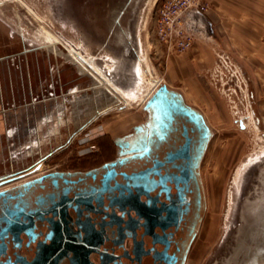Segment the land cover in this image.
Masks as SVG:
<instances>
[{
  "label": "rangeland",
  "instance_id": "374dc122",
  "mask_svg": "<svg viewBox=\"0 0 264 264\" xmlns=\"http://www.w3.org/2000/svg\"><path fill=\"white\" fill-rule=\"evenodd\" d=\"M117 1L0 0V24L12 35L5 51L34 50L40 59L50 55L56 65L52 87L41 93L47 95L49 121L39 124L38 148L31 143L11 158L1 142L0 175L58 145L64 147L45 160L43 169L85 164L91 157L79 152L101 139L85 140L93 131L107 132L102 148L108 154L114 149L110 137L142 122L145 102L166 84L199 109L213 131L203 170L208 211L197 240L204 237L188 259V264H211L228 232L237 228L240 201L264 159V0H202L208 8L206 32L181 51L169 49L156 33L158 12L167 0H132L119 18L111 12ZM72 55L85 61L102 86L94 88L98 81ZM105 84L116 87L119 101ZM94 112L96 119L66 144Z\"/></svg>",
  "mask_w": 264,
  "mask_h": 264
},
{
  "label": "flooded vegetation",
  "instance_id": "af4514ba",
  "mask_svg": "<svg viewBox=\"0 0 264 264\" xmlns=\"http://www.w3.org/2000/svg\"><path fill=\"white\" fill-rule=\"evenodd\" d=\"M131 2L118 0L111 12L119 18ZM148 100L145 119L110 137L108 154L102 148L107 132L98 129L85 134V140L101 137L79 152L91 157L85 164L43 169L61 145L39 165L0 175L13 177L0 184V264H188L204 237L197 240L208 211L203 170L213 131L204 114L166 84ZM238 125L245 124L240 119ZM247 192L237 222L245 234L252 232L254 204L264 225V200ZM233 233L211 264H223Z\"/></svg>",
  "mask_w": 264,
  "mask_h": 264
},
{
  "label": "crops",
  "instance_id": "0c3cea01",
  "mask_svg": "<svg viewBox=\"0 0 264 264\" xmlns=\"http://www.w3.org/2000/svg\"><path fill=\"white\" fill-rule=\"evenodd\" d=\"M2 25L0 24V145L4 141L6 155L17 158L13 153L18 155L23 147H28L31 143L38 148L39 124L49 121L47 95L41 93L52 87L49 84L56 65L50 55L40 59L34 50L5 51L12 35ZM43 82L48 87L43 88ZM31 136L35 138L31 139Z\"/></svg>",
  "mask_w": 264,
  "mask_h": 264
},
{
  "label": "built area",
  "instance_id": "2783aa9c",
  "mask_svg": "<svg viewBox=\"0 0 264 264\" xmlns=\"http://www.w3.org/2000/svg\"><path fill=\"white\" fill-rule=\"evenodd\" d=\"M202 0H167L159 9L156 33L169 49L184 50L206 32Z\"/></svg>",
  "mask_w": 264,
  "mask_h": 264
},
{
  "label": "water",
  "instance_id": "95a60500",
  "mask_svg": "<svg viewBox=\"0 0 264 264\" xmlns=\"http://www.w3.org/2000/svg\"><path fill=\"white\" fill-rule=\"evenodd\" d=\"M165 89V86H161ZM159 88V89H161ZM158 93V90L156 94ZM155 94V95H156ZM153 95L148 101L146 106L151 104V101L154 99ZM61 147L58 145L52 151L46 153L43 156H40L36 159L33 164H41L42 160L51 155L56 149ZM4 176L0 178V184L10 181L12 178ZM254 179V177H253ZM252 196L260 197L264 200V163L260 166L257 171L255 182L252 183ZM256 210H253V215L255 220L251 225L253 231L251 233H244L243 227L240 225L237 226L233 233L232 243L229 248V252L223 260V264H259L260 261L264 260V236H261L258 231V217L260 214L256 204Z\"/></svg>",
  "mask_w": 264,
  "mask_h": 264
},
{
  "label": "bare ground",
  "instance_id": "6f19581e",
  "mask_svg": "<svg viewBox=\"0 0 264 264\" xmlns=\"http://www.w3.org/2000/svg\"><path fill=\"white\" fill-rule=\"evenodd\" d=\"M52 48H53V46H52ZM53 51V50H52ZM78 56L77 55H72V58H74V59H76L75 61L76 62H78V64L81 66L80 68H81V70L82 69H84V70H87L93 77H94V79L96 80V81H98L97 83H95L94 84V88H99V84H101V86H102V84L104 83L100 78H99V76H97V74H95V72H92L91 70H90V68L86 65V63H85V61L83 60V59H81V58H77ZM93 86V85H92ZM105 86V88L115 97V99H117L118 101H119V99L117 98V91H116V87L114 86V87H112V86H110L109 84H105L104 85ZM94 88H92V89H94ZM119 97V96H118ZM111 98V97H110ZM81 112V111H80ZM259 163V162H258ZM264 163V159L259 163V164H256V166H255V171H254V174H253V176L250 178V182H249V184L251 185V183H254L255 182V177H256V174H257V171H258V169L260 168V166L262 165ZM253 177H254V179H253ZM253 179V180H252ZM252 181V182H251ZM251 187V186H250ZM250 190H252V187L250 188ZM248 193V192H247ZM245 195V194H244ZM242 200L243 199H241V201H240V203L242 202ZM240 206V205H239ZM240 215V207H239V210H238V216ZM239 219V218H238ZM214 222V221H213ZM259 229H258V231L260 230V229H263L264 230V225L262 224V226L260 227L259 226V223H258V226H257ZM252 231H253V229H252ZM204 234V233H203ZM247 234V233H246ZM201 237H203V236H201ZM206 237H207V235H206ZM259 264H264V260L263 261H260V263Z\"/></svg>",
  "mask_w": 264,
  "mask_h": 264
}]
</instances>
